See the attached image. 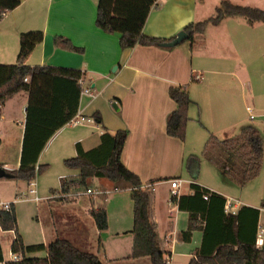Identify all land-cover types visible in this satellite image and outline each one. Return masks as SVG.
Instances as JSON below:
<instances>
[{"label": "crops", "instance_id": "0c3cea01", "mask_svg": "<svg viewBox=\"0 0 264 264\" xmlns=\"http://www.w3.org/2000/svg\"><path fill=\"white\" fill-rule=\"evenodd\" d=\"M18 1L19 6L0 20V65L16 63L20 34L42 31L43 41L35 46L24 64L29 67L80 71L84 85L87 84L86 87L93 91L95 98L90 100L79 96L77 113L73 118L90 117L98 112L102 119L101 125L71 126L67 123L59 128L39 154L37 165L44 164L46 148L55 140V153L65 158L77 155L76 144L88 152L100 145L104 133L113 136L118 131H126L120 161L138 177L141 187L150 192L149 216L155 226L164 259L169 264H188L201 246L203 232L201 229L194 230L190 240H183L188 214L170 202L168 181L175 178L182 180L184 161L190 155L202 154L209 135L224 140L234 137L236 130L247 127L248 104L243 99L247 115L241 120L239 90L244 89L247 85L245 82L248 83L260 73L256 66L258 60L264 58V52L258 53V50H264V23L262 26L257 23L249 25L242 19L239 26L229 21L235 17L225 18L219 25H208L202 34L194 36L202 37L203 40L197 50H194V38L192 42L185 41L174 48L135 46L122 50L118 34L104 33L95 26L98 0ZM222 1L264 10V0H156L145 22L143 34L163 40L175 38L188 24L213 17ZM222 29L228 32L226 40L220 36L215 39ZM208 31L213 35L204 39ZM55 36L68 39L83 53L54 47ZM250 52L254 62L242 64L241 55H250ZM196 76L200 78L195 80ZM178 86L187 87L192 102L188 109L189 122L184 141L166 134V118L176 108L168 96V89ZM247 89L250 93V86ZM62 100L70 103L71 107L76 102L74 90L69 85ZM28 103L29 93L21 91L7 99L1 107L0 168L7 172H16L20 166ZM113 104L117 110L112 107ZM66 112L60 113V118ZM258 125L255 129L261 135L264 147V121ZM219 135L222 137L219 138ZM5 180L16 181L12 178ZM95 181L111 183L106 179L92 178L90 184ZM187 183L190 185L191 181ZM195 184L228 197L203 186L198 180ZM113 188L118 193L124 191L128 192L127 196L130 195L126 188ZM15 192V195L20 194ZM192 194L190 187L188 191L179 192V196ZM15 195L10 200L12 202L6 203L14 206L19 202L14 201ZM39 199L35 202L32 196L28 198L36 205L42 201ZM77 201L60 203L71 205L72 208L61 206V209L66 210L60 216L63 226L54 230L48 244L56 239L67 240L78 250L97 256L104 264H151L147 257L126 259L131 253L133 240L131 199L130 205L124 195L107 202L108 207H104L107 229L102 232L97 230L90 215V211L100 205L96 207L95 202L89 200V203L81 201L80 206ZM52 204H48L47 208ZM239 204L238 209L242 206L258 209V227H262L260 217L264 209L247 202ZM4 232L13 233L0 228V233ZM13 239L14 236L10 246ZM48 244L24 245L47 247ZM42 253L45 258L46 252ZM2 257L5 260L3 252Z\"/></svg>", "mask_w": 264, "mask_h": 264}, {"label": "trees", "instance_id": "16d2710c", "mask_svg": "<svg viewBox=\"0 0 264 264\" xmlns=\"http://www.w3.org/2000/svg\"><path fill=\"white\" fill-rule=\"evenodd\" d=\"M155 1L98 0L95 26L104 33L118 34L119 47L122 50L132 49L135 46L160 47V44L169 42L174 37L163 40L143 34L145 22ZM18 6V0H0V20L7 12L13 11ZM228 17L244 18L249 25L264 23V10L222 1L215 9L213 17L195 24L190 23L182 29L188 35L185 41L192 42L194 36L202 34L208 25L217 26ZM42 41V31L20 34L16 63L0 65V113L7 99L21 91L29 93L20 166L18 171L9 172L12 179L26 184L35 180L36 176L46 169V166L37 165L39 154L55 131L69 123L76 115L77 100L81 91L78 83L82 77L80 71L29 67L24 64L35 46ZM53 45L61 50L83 53L82 49L75 47L68 39L61 36L53 38ZM25 78L28 79V83L23 81ZM68 85L73 88L76 96L73 107L62 100ZM168 96L175 103L176 108L166 118V134L184 141L186 125L189 122L188 109L192 103L187 87H170ZM65 111L67 114L60 118V113ZM89 118L94 124H102L98 112L93 113ZM126 137V131H118L113 136L104 133L101 135L100 145L88 152H84L81 146L76 144L77 155L65 160L64 163L68 168L75 169L79 173L77 177L60 179V193L67 195L71 191L88 190L92 178L106 179L116 186L123 183L129 190L133 204L132 248L126 259L147 257L151 264H166L155 226L149 216L150 192L141 187L138 177L126 169L120 161ZM201 156L207 162H216L225 174L230 175L232 170L238 172L241 176L240 185L244 186L261 172L264 161L263 140L258 130L251 126L242 128L238 135L224 140L209 135ZM199 168L200 158L196 155L188 156L184 161V171L190 178L193 194L171 199L178 210L188 214L187 230L182 234L183 240H190L194 230L201 229L203 232L201 246L188 264H264V248L259 249L255 245L259 210L242 206L235 215H225L223 211L225 198L195 184ZM205 195L207 200L203 199ZM102 196L106 197V195ZM263 207L264 204H261V208ZM90 215L99 232L107 229V214L103 206L91 210ZM0 228L2 231L14 233L10 251L21 256L19 262L5 264H104L97 256L78 250L64 239H56L47 247L25 246L17 232L12 203L8 211L0 209ZM44 251L45 258L26 257L27 254ZM2 262L0 246V263Z\"/></svg>", "mask_w": 264, "mask_h": 264}, {"label": "rangeland", "instance_id": "374dc122", "mask_svg": "<svg viewBox=\"0 0 264 264\" xmlns=\"http://www.w3.org/2000/svg\"><path fill=\"white\" fill-rule=\"evenodd\" d=\"M242 19L246 21L244 18L241 17H235L229 21H234L236 25L241 26V24L238 23H241V21H243ZM257 24L260 26L263 25L262 23ZM227 34L228 32L225 29H222V31H219V34L216 35L215 39L220 36L222 37V40H226ZM212 35V32L208 31V33L203 37L204 39H206L207 36L208 38H210ZM194 39V50H197L201 45L200 41L203 40L202 37H195ZM259 52H264V50H258V53ZM241 61L244 65L252 63L251 61L254 62L252 52H250V55L242 54ZM257 65L258 66L256 67L258 68V71L260 73H257L254 77H252L251 81H248V83L245 82V84L247 85L244 86V89L240 88V102L238 105V108H241L239 112L241 120H243L244 117L247 115L243 107V99L247 101V106L253 108V114L255 116V119L249 120L247 126H251L254 128L258 127V124L261 121H264V58H261V61L258 60ZM84 86L86 87L87 84ZM248 86H250V93L247 89ZM239 132L240 130H236L234 132L235 136L238 135ZM218 137L221 138L222 136L219 135ZM55 141L52 142V144L50 143V146H47V150L44 154V164L42 165L46 166V169L42 173L38 174L34 180L36 183L38 197L41 198L42 201L38 205H36L34 202H31L26 199L20 200L14 205L17 221V232L21 236L22 241L25 245L36 243L48 244L50 242V238L54 230L62 228L63 225L61 224L62 220L60 216L66 210L61 209V206L67 208L72 207L71 205L67 204L60 205V203H70L78 199L77 204L79 203L78 205L82 206L81 201H86L87 203H89L90 200L91 203L95 202L96 207L100 205L106 208L108 207L107 202L109 200L115 199L123 195L127 197V202H130V195L127 196L128 192L125 193L124 191H122L118 193V191L113 188L114 186H116L113 183H99L98 181H95L93 184L88 185L87 188L91 190H108L109 192L106 197L91 195L87 196L85 194L86 190L71 191L66 196H61L60 179L77 177L78 171L75 169L68 168L64 163L65 160L75 157L74 155L70 157L61 158L55 153ZM198 157L200 158V168L197 180L203 186L207 188H212L216 192H222L234 201L251 203L257 206L258 208H261V204H264V187L262 186V181L264 179V161L259 175L248 183H246L244 186H241V176L238 175V172L235 171V173L234 170H232L230 172V175L225 174L220 169V167L216 165V162H207L204 158H202L201 155H198ZM237 161L239 164L238 159ZM181 179L183 180V182L180 186L179 192L188 191L190 185H188L187 182L190 181V178L184 170ZM16 181H8L5 179L0 180V203L12 202L10 200L13 199L16 193L15 191H18L19 193H26L27 185L31 181L27 184L21 181ZM117 187H119V189H122L126 186L123 183H120ZM104 197L108 199H105ZM28 198H30V195H28ZM51 203H53L52 206L49 205V207L47 208V205ZM261 209H264V207ZM260 224L262 227H264V211H262L261 213ZM13 236L14 234L9 232L0 233V244L5 260H8L10 258V242ZM43 256L44 255L42 252L26 255L27 258H44Z\"/></svg>", "mask_w": 264, "mask_h": 264}, {"label": "built area", "instance_id": "2783aa9c", "mask_svg": "<svg viewBox=\"0 0 264 264\" xmlns=\"http://www.w3.org/2000/svg\"><path fill=\"white\" fill-rule=\"evenodd\" d=\"M194 79L198 80L199 78L196 76ZM23 81L25 83H27L28 79L25 78ZM78 83L81 87L80 97H86L90 100H93L95 98V94L93 93V91L89 87L84 86V80L82 78H80ZM246 112L248 114L249 120H253L255 118V116L253 114V112H254L253 108H251L250 106H247ZM69 124L71 126H77V125H83V124H93V120L89 117L80 116V117L73 118L69 122ZM168 182L170 184V202H171L172 198H177L179 196V188L182 184V180L175 178V179L169 180ZM27 186H28V189H27L26 193H20V194L15 195L14 201L26 200V199H28V195L32 196L33 200L35 202H38L40 200L39 197L37 196L35 181L32 180ZM108 192L109 191H103V190H97V189H93V190L88 189V190H86L85 194L87 196H90V195L91 196H102V195H107ZM61 196H66V195H61ZM224 198H225V204L223 207L224 214L225 215H235L236 212L238 211V207L240 205L239 202L234 201L233 199H231L229 197H224ZM203 199L207 200V196L205 195L203 197ZM10 204L11 203H0V209L8 211L10 209ZM255 245L259 249L264 248V227H258ZM20 260H21L20 255L11 253L10 258L8 260H3V262L0 264H5L8 262H15L16 263V262H19ZM165 263L169 264L167 260H165Z\"/></svg>", "mask_w": 264, "mask_h": 264}, {"label": "water", "instance_id": "95a60500", "mask_svg": "<svg viewBox=\"0 0 264 264\" xmlns=\"http://www.w3.org/2000/svg\"><path fill=\"white\" fill-rule=\"evenodd\" d=\"M186 39H188V35L184 31H180L175 36V38L173 40L160 44V47H163V48H174V47L178 46L179 44H181ZM112 107L115 110H117V107L115 106V104H113ZM11 177L12 176H11V174L9 172H7L6 170L0 168V179H11Z\"/></svg>", "mask_w": 264, "mask_h": 264}]
</instances>
